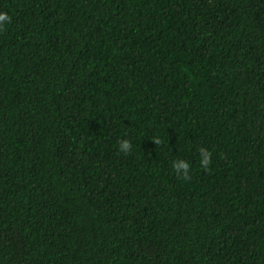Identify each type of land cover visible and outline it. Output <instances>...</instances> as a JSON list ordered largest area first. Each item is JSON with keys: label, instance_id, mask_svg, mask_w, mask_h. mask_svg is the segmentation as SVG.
<instances>
[{"label": "trees", "instance_id": "16d2710c", "mask_svg": "<svg viewBox=\"0 0 264 264\" xmlns=\"http://www.w3.org/2000/svg\"><path fill=\"white\" fill-rule=\"evenodd\" d=\"M0 11V264H264V0Z\"/></svg>", "mask_w": 264, "mask_h": 264}, {"label": "clouds", "instance_id": "9594fccd", "mask_svg": "<svg viewBox=\"0 0 264 264\" xmlns=\"http://www.w3.org/2000/svg\"><path fill=\"white\" fill-rule=\"evenodd\" d=\"M11 20V17L8 13L0 11V29H2L7 23H9ZM153 143L155 145H159L161 143V140L159 137H155L153 140ZM133 149L132 142L128 139H122L119 141L118 144V151L124 155H128ZM199 152V164L202 168L207 169L208 165L211 163V152L205 148L200 147L198 148ZM172 169L174 170L175 174L178 178L187 181L190 179V172L189 169L191 167V164L189 161L183 159V158H177L172 161L171 164Z\"/></svg>", "mask_w": 264, "mask_h": 264}]
</instances>
